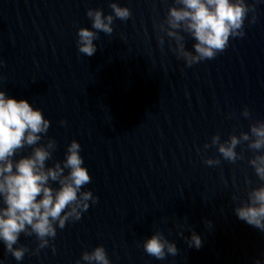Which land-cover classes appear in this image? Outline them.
Returning <instances> with one entry per match:
<instances>
[{
  "label": "water",
  "instance_id": "obj_1",
  "mask_svg": "<svg viewBox=\"0 0 264 264\" xmlns=\"http://www.w3.org/2000/svg\"><path fill=\"white\" fill-rule=\"evenodd\" d=\"M119 2L131 16L115 19L113 32H101L96 52L85 56L76 30L90 26L86 8L109 12V0H0V88L49 118L53 160L79 141L91 175L85 187L98 197L37 254L17 262L0 243L3 264H75L96 244L113 264H218L205 223L191 66L169 50L167 37L163 46L156 38L173 0ZM156 228L175 241V255L145 253L141 241ZM191 229L201 236L199 248L185 239ZM19 242L36 246L23 233Z\"/></svg>",
  "mask_w": 264,
  "mask_h": 264
},
{
  "label": "clouds",
  "instance_id": "obj_2",
  "mask_svg": "<svg viewBox=\"0 0 264 264\" xmlns=\"http://www.w3.org/2000/svg\"><path fill=\"white\" fill-rule=\"evenodd\" d=\"M258 2L261 0H173L163 19L155 25L157 42L163 46L167 37L169 50L186 66L212 59L229 46L230 37L244 36L245 20L249 23L256 20ZM108 7L109 12L100 7L86 8L90 26L81 25L76 30L79 53L93 55L99 34H111L115 19L124 21L131 16V9L119 0H109ZM186 37L192 40L190 48L186 46ZM241 115L249 117L247 106L241 109ZM59 123L65 125L66 121L61 119ZM49 126L50 120L40 107L0 88V243L5 253H10L17 262L23 260L26 252L37 254L50 245L58 228L79 220L90 204L98 200L85 187L91 182V175L84 164L79 141L73 138L66 145L63 159L53 160L57 143L47 135ZM245 142L252 150L248 164L260 183L247 187L245 197L233 194V201H238L233 211L238 219L264 232V119L250 123L249 130L239 135L229 133L221 139L219 133H214L203 148L215 145L220 156L206 155L204 162L216 166L221 158L228 162L243 159V153L236 147ZM248 183L245 179V184ZM205 223L210 225L211 221ZM21 233L35 237V248L30 250L19 242ZM185 239L189 246H201L200 234L192 229ZM141 245L145 253L157 260L178 251L175 241L159 228L146 236ZM52 247L54 250L55 246ZM75 264H113V261L104 245L96 244L91 249L85 248ZM253 264H264V253L254 258Z\"/></svg>",
  "mask_w": 264,
  "mask_h": 264
}]
</instances>
